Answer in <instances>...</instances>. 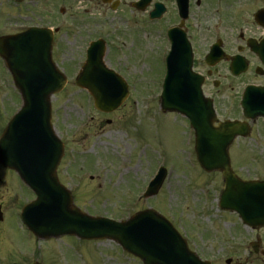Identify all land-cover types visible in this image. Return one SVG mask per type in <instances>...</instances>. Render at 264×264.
<instances>
[{"label":"rangeland","instance_id":"374dc122","mask_svg":"<svg viewBox=\"0 0 264 264\" xmlns=\"http://www.w3.org/2000/svg\"><path fill=\"white\" fill-rule=\"evenodd\" d=\"M89 13L83 17L94 14ZM127 25L120 26L125 33L129 32ZM125 43L114 55L109 54L113 55L109 61L114 72L130 88L120 109L109 115L94 110L91 97L73 84L79 65L64 92L51 98L52 125L64 144L57 171L60 182L71 191L74 204L92 216L125 220L151 206L165 216L173 214L187 229L184 235L192 250L211 264H225L227 259L231 264H264V257L254 255L249 247L259 240L264 251V229L241 230L232 224L236 221L225 223L229 216L217 213L216 207L223 188L221 176L203 175L196 166L193 135L184 119L159 111L161 51L147 48L140 29ZM2 81L6 80H0V121L17 102L20 104L11 89H2ZM232 87V91L217 93L211 85L205 87L206 96L216 97L224 118L239 117L234 107L240 81L234 80ZM263 125L264 120L254 123L249 137L236 140L229 150L233 168L247 179L264 178ZM160 162L168 171L160 193L155 199L135 203ZM31 200L33 195L20 185L16 175L0 168V264H134L123 259L110 241L80 242L72 237L36 240L18 219L21 207ZM210 231L216 232L210 235Z\"/></svg>","mask_w":264,"mask_h":264},{"label":"water","instance_id":"95a60500","mask_svg":"<svg viewBox=\"0 0 264 264\" xmlns=\"http://www.w3.org/2000/svg\"><path fill=\"white\" fill-rule=\"evenodd\" d=\"M34 37L31 30L19 38L14 58L12 54L0 52L23 100L22 109L0 138V164L16 171L36 195V200L21 213L27 228L38 239L63 235L82 240L109 239L139 256L145 264H209L190 253L166 227L165 230L154 229L151 224L160 222L151 211L116 223L89 217L72 206L70 194L55 176L62 145L49 123V98L61 91L65 80L50 61L49 43L42 38L38 53L32 52ZM98 57L92 49L75 83L90 93L97 110L111 112L121 105L127 92L122 81L107 71ZM200 86L201 80L191 73L189 61H185L179 72L170 68L160 96V108L189 119L195 132V152L201 168L206 172H223L225 189L219 207L237 213L249 227H264V182L239 181L230 169L227 152L234 138L246 136L248 129L236 122L221 123L214 128L212 106L202 96ZM258 101L244 99L245 118L264 116V104ZM163 178L162 170L147 196L156 194Z\"/></svg>","mask_w":264,"mask_h":264},{"label":"flooded vegetation","instance_id":"af4514ba","mask_svg":"<svg viewBox=\"0 0 264 264\" xmlns=\"http://www.w3.org/2000/svg\"><path fill=\"white\" fill-rule=\"evenodd\" d=\"M78 3L81 5L77 6ZM181 3L182 15L176 0H0V38L18 36L32 28L39 30V34L43 30L52 39V62L67 75L84 61L90 43L103 41L109 61L126 46L131 33L140 29L147 48L161 51L162 56L168 54L171 43L178 46L186 40L192 52V69L205 78L203 87L211 85L215 93L223 89L232 91L233 79L243 82L242 91L246 86H263L264 63L259 56L264 57V0ZM157 4L163 12L158 19H152ZM89 12L94 14L83 17ZM127 24L129 32L125 33L120 26ZM214 44L223 52V60L208 68L204 59ZM110 53L113 55L109 56ZM234 57L242 58L246 64L247 71L238 77L229 71ZM10 78L0 59V80H6L2 81L3 90L10 86ZM214 101L218 104L216 97ZM170 221L174 227L173 220Z\"/></svg>","mask_w":264,"mask_h":264}]
</instances>
